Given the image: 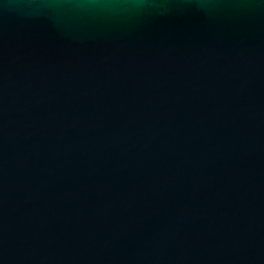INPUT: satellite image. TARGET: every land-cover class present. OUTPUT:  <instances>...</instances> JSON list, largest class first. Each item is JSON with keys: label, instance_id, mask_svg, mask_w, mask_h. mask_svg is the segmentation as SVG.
Instances as JSON below:
<instances>
[{"label": "water", "instance_id": "95a60500", "mask_svg": "<svg viewBox=\"0 0 264 264\" xmlns=\"http://www.w3.org/2000/svg\"><path fill=\"white\" fill-rule=\"evenodd\" d=\"M0 264H264V0H0Z\"/></svg>", "mask_w": 264, "mask_h": 264}]
</instances>
